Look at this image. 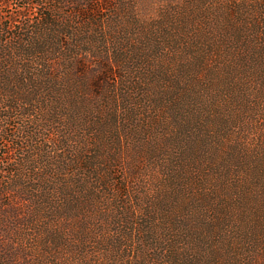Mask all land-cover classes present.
<instances>
[{
    "label": "trees",
    "instance_id": "16d2710c",
    "mask_svg": "<svg viewBox=\"0 0 264 264\" xmlns=\"http://www.w3.org/2000/svg\"><path fill=\"white\" fill-rule=\"evenodd\" d=\"M12 1L0 0V264L263 262L243 211L232 219L213 185L191 182L240 122L218 92L264 122V0H203L190 42L176 0L154 19L161 0ZM192 189L227 243L182 206Z\"/></svg>",
    "mask_w": 264,
    "mask_h": 264
},
{
    "label": "rangeland",
    "instance_id": "374dc122",
    "mask_svg": "<svg viewBox=\"0 0 264 264\" xmlns=\"http://www.w3.org/2000/svg\"><path fill=\"white\" fill-rule=\"evenodd\" d=\"M16 2L18 1H12L11 5L13 8ZM147 2L151 4L155 2V0H149ZM161 2L163 1L161 0L159 4L155 5L154 9L148 8V10L154 12H150L154 16H150L149 13L150 18L154 19V17L162 14L164 7ZM176 3V12L174 14L179 15V18H181L185 24L184 29L188 31L185 37H190L188 42L193 41L196 39L194 36L200 35L202 32L203 18L200 17V14L203 10V0H176ZM151 5L153 8V4ZM152 24H154V21ZM153 28L156 27L153 26L152 29ZM201 35H203V33H201ZM209 63L212 64V62ZM217 94V102L220 103L223 111L226 112L230 118L240 119V122L233 121L232 126L235 127L227 128L228 131H221V135L225 138L224 144L221 145L220 148L216 147V149L214 145L210 147V151L214 152V150H216L219 155L215 167L207 168L206 162H200L198 165L200 172L199 177L197 179L194 178L191 184L197 189L203 188V184L206 186L213 185L222 199L219 200V198H217V202L220 204L228 203L232 206V219L234 215H237L241 212L240 210H242L243 215H246L253 223V226L255 225L256 230L258 229L260 231V236H262L259 242L256 243L257 245L252 246L251 251H254V253H252L250 257H254L255 260L256 252L261 249L262 243L264 242V122L256 123L255 120L258 119V115L251 112V109L249 113L243 114L242 110L246 109L241 110L236 106L231 107L225 94L220 92ZM260 118L264 120L262 114H260ZM213 122L216 121L207 124L208 130L218 127L219 123ZM227 153H229V155L231 153L240 158L236 159L234 157H229L224 161V157ZM231 158L236 161L234 162ZM241 158L242 160H240ZM248 165H251V167H247ZM242 167L247 168L240 169ZM205 169L208 173H206ZM155 171H158V169H155ZM150 183L156 185L157 181L151 180ZM159 183L158 185H160ZM150 189L155 193L156 199L158 200V194L156 193L157 191L155 192V188ZM215 196L216 195H211V197ZM181 203L186 210L188 209L189 211L199 214V218L204 222L201 224V228L204 230L205 234L209 233L215 237L219 235L220 241L223 237V240L226 243L228 242L229 233L224 223L218 220L214 221V217L216 218L217 215L208 214V220L202 218L201 211L204 209V206L196 197L194 189L191 190V193L183 199ZM247 231L251 232V228H247ZM252 243H254V239L250 238L249 234H246L243 238H233L232 248L237 254L244 253L242 249H246ZM260 259L263 261L264 257ZM252 264H255V262ZM260 264H264V261L260 262Z\"/></svg>",
    "mask_w": 264,
    "mask_h": 264
}]
</instances>
